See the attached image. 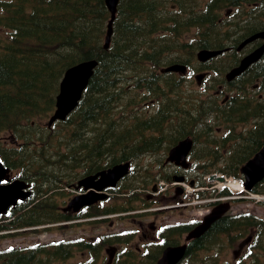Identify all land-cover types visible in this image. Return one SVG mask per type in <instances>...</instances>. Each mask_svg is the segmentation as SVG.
Returning a JSON list of instances; mask_svg holds the SVG:
<instances>
[{
    "label": "trees",
    "instance_id": "1",
    "mask_svg": "<svg viewBox=\"0 0 264 264\" xmlns=\"http://www.w3.org/2000/svg\"><path fill=\"white\" fill-rule=\"evenodd\" d=\"M231 8L237 13L233 22L225 17ZM263 14L264 0H121L111 46L105 49L110 19L105 0H0V34H4L0 36V156L7 166L21 169L39 198L22 203L0 229L53 221L49 218L56 205L53 195L40 197L84 167L83 159L89 170L99 169L90 163L109 156L115 146L125 147L126 135L108 138L100 133L128 132L126 112L140 99L131 97L132 92L144 91L150 99L164 102L158 116L166 113L165 108H170L168 115L178 111L175 108L183 100V107L198 106L194 115L204 117L201 98L185 102L174 74L159 71L174 62L188 64L202 48L236 46L241 37L264 29ZM239 31L246 34L237 37ZM231 57L232 67L239 59L236 52ZM88 59H97L99 65L80 106L59 123L55 134L54 128L42 123L55 109L63 74L69 66ZM214 99L215 110L221 109ZM237 104L236 94L220 111L224 114L220 120L229 125L240 121ZM180 113L193 116L187 109ZM187 126L178 132H188ZM2 137L11 138L12 144L6 146ZM55 153L58 158L52 161ZM231 159L240 164L243 153L235 152ZM226 173L238 175L237 170ZM257 191L263 193L264 187ZM247 224V220H236L218 233ZM67 251L63 247L54 254L65 258ZM43 252L0 254V264H33Z\"/></svg>",
    "mask_w": 264,
    "mask_h": 264
},
{
    "label": "flooded vegetation",
    "instance_id": "2",
    "mask_svg": "<svg viewBox=\"0 0 264 264\" xmlns=\"http://www.w3.org/2000/svg\"><path fill=\"white\" fill-rule=\"evenodd\" d=\"M262 43V40H257L246 45L240 52L241 59L260 47ZM239 80L242 144L246 149V146L254 141V151L256 148L264 147V132L259 131L261 123L264 122V57L251 65ZM218 82L220 88H227L221 81ZM219 87L216 89L217 91H219ZM150 119L153 117H132L129 125L130 130L127 133L116 135L128 137L125 142L127 147L125 149H109L111 154L105 159L106 162L110 161L108 164L127 162L130 165V172L121 180V185L117 188H110L109 192L111 195L128 192L129 219L132 223L130 236L138 237L145 248L142 249L138 246L134 250L130 246L131 242L125 245L119 244L120 248L118 249L116 247L105 249L107 260L112 259V264H156V254H154L156 249H150L148 244H163L165 247L187 244L186 258L183 261L185 263L189 259L190 251L193 252L202 247L200 250L213 252L217 249L215 245L219 246L220 240L229 236L226 233L218 232L229 225L227 221L228 217L233 215L232 213L224 214L217 219L212 227L199 238L186 242L188 234L202 224L206 215L221 204L219 201L217 203L214 201L215 187L212 185L213 180L209 176L210 173L216 168L226 170L230 166L225 159L222 160V164L216 166L214 155L216 133L208 123L209 117L206 120L199 119L198 122L194 116L163 117L164 121L159 124L158 128L156 127L157 129L140 131L146 127L139 126L138 123ZM155 119H159V117L155 116ZM182 121H186L185 123L193 121L195 125L187 126ZM186 126V129H189L188 132L177 131V129ZM183 139L192 140V149L184 160H171L170 150ZM114 153H122L125 158H115ZM223 153L228 155L226 151ZM219 165L223 167H219ZM175 183L178 185L175 186ZM189 186L193 188L191 195L186 190V187ZM190 198H197L198 201L192 202ZM199 202L208 207L205 214L197 213ZM151 207H155L157 210H153ZM89 212L97 213L98 211L97 208H92L89 209ZM188 212L192 215L185 220V214ZM257 230L256 225L250 226L248 230L245 229L239 235L241 238L238 248L232 250L234 263L242 262L247 254L253 252L251 248L254 247V244L252 242L258 238ZM213 238L216 239V244L204 243L207 240L213 241ZM246 238L249 241L244 244ZM224 243L220 245L221 248ZM230 249L225 254L230 253L228 252ZM222 252L221 249L217 259L212 261L215 264H230L231 260H223ZM196 254H198V250ZM198 262V259H193V264Z\"/></svg>",
    "mask_w": 264,
    "mask_h": 264
},
{
    "label": "water",
    "instance_id": "3",
    "mask_svg": "<svg viewBox=\"0 0 264 264\" xmlns=\"http://www.w3.org/2000/svg\"><path fill=\"white\" fill-rule=\"evenodd\" d=\"M120 0H106V4L111 13V20L108 25V34L106 37L105 48H109L113 33V22L116 19L118 11V5ZM264 40V31L258 32L253 36L246 39L240 46L241 50L245 45L257 40ZM227 49L211 50L202 49L198 52L197 57L201 62H207L210 59L221 55ZM264 55V44L256 49L254 52L246 56L240 64L233 68L228 74L227 79L232 81L238 76L242 75L253 63L259 61ZM98 65L97 60H87L80 62L72 67L68 68L64 74V77L60 84V91L56 100V109L53 115L50 117L48 125H53L58 120H66L68 116L75 111L78 107L84 91L89 86L91 78L94 75L95 69ZM166 72H181L186 71V66L183 64L172 65L165 69ZM203 76H198V80L201 81ZM192 148V140L185 139L174 147L170 152L171 160H184L188 152ZM129 170L128 164H120L109 169L108 171H102L99 174L88 176L82 179L78 186H84L85 189L94 188L98 191L112 186L115 187L118 181L124 177ZM241 172L246 177L245 188L251 191L254 186L264 179V149L259 151L252 159H250L242 168ZM99 176H101L100 179ZM214 179L224 181V177L213 176ZM10 181V169L6 168L0 161V214H6L11 206H16L18 200H25L31 195V192L24 191L29 185L22 180H14L7 184H3V181ZM106 198L105 195L98 194L96 191H92L89 194L75 197L69 208H74L75 211L80 210L82 207L93 204L99 199ZM229 209V204L216 208L213 213L208 216L204 223L194 229L187 237V240L200 237L204 234L211 225L219 219ZM186 245L178 247H169L165 249L162 257L159 259L158 264H178L185 255Z\"/></svg>",
    "mask_w": 264,
    "mask_h": 264
},
{
    "label": "rangeland",
    "instance_id": "4",
    "mask_svg": "<svg viewBox=\"0 0 264 264\" xmlns=\"http://www.w3.org/2000/svg\"><path fill=\"white\" fill-rule=\"evenodd\" d=\"M237 16L236 11L234 10V12L232 14H229V16H226V18H229L231 22L234 21L235 17ZM244 34V32L239 31L237 37H241ZM0 36L4 37V34L1 33ZM230 63V58L224 57L223 59H220L219 61H216L212 64V67H218L220 68V71H218L217 73L213 74V75H208V78H205L204 81L202 82L201 85H199L197 83L196 80V74L197 73H203L205 72L206 68H204L203 66L206 65H202L198 62L197 58H196V54H193V58L191 60L188 61V64L190 66V73H188L186 76H183V81L181 82L182 85L184 86V92L182 94V98H188L190 100H194L197 97L198 98H203L206 101H210L209 103H207L208 105H212L213 104V98L215 97H219L217 98L218 103L222 102V100L225 98V96L229 95L232 96V94H236L235 91H232L231 89H227V88H220L218 81L224 80V76L225 73L227 72V70L229 69V67H226L228 64ZM219 87V91H217L216 89ZM237 88V87H236ZM225 89V90H224ZM230 90V91H229ZM131 96V95H130ZM181 98V99H182ZM148 101H145L143 103H141V109L144 110L145 112H147V115H153L155 113V107L152 106L151 103L147 104ZM127 116H129L128 112H126ZM120 117V116H118ZM215 115L211 116L209 118V122L211 123L214 132H217L218 129L220 128L219 132L215 135V139H221L224 137L228 136V132L227 129H225V127L222 128V125H218L215 120ZM48 118H46L43 121V125L45 126L47 124ZM127 122V126H128V117L125 120ZM60 124H57L54 129H53V133L58 134L59 130H60ZM235 130L237 132L241 133V127L238 126L237 128H235ZM119 133V132H116ZM85 136H90V133H86ZM12 144L11 141H7L5 142V145L8 146ZM9 147V146H8ZM221 151H223L221 149ZM222 157V154H221ZM20 172L21 170L19 169H14V171L12 172V175L14 177L20 176ZM230 179H232L233 181L238 179H235L233 177H228ZM221 184H216L214 183V187H215V195H214V199L217 200L219 199V192L221 190ZM43 189H45V187L43 186ZM241 189V188H240ZM188 191H189V195H191L192 193V189L190 187H188ZM67 189L64 192V198H67ZM229 192L230 195L237 197V199L234 201L233 203V207H232V212H234V214H241V213H249L251 215H255L257 217H260L264 220V200H261V202L259 203H255L253 200H243L242 199V195H239V190L234 189V188H229ZM36 198V197H35ZM57 198H62L61 196H57ZM116 199H118L116 197ZM64 201V199H60L59 203L62 204ZM190 201H198L197 198L194 200L193 198H190ZM198 209L196 210L197 213L200 215L202 212H205L207 210L208 207H206L204 204H202L201 202H199V204L197 205ZM192 214H190V212L185 214V220L187 219V217L191 216ZM3 221V220H2ZM118 221V220H117ZM122 221L125 223L124 226L121 225V222L116 223L115 229L112 232H115V230H131L130 227L131 226V221L128 219H122ZM86 226L83 229V231L85 233H87L86 235H90V234H96V235H104V234H108L111 232L110 228L112 223L111 222H93V223H87L85 224ZM121 231V232H122ZM33 232H38V231H32V230H28L25 232H19V234L15 233V234H10V235H0V252L5 251V249H9V248H23V247H30L32 245L35 244H48L52 241H59L62 240L63 237H69V236H74L75 232L73 229H61V230H53L51 232L48 231H42V232H38V233H33ZM17 234V235H16ZM249 235V234H246ZM87 237V236H86ZM241 237L237 234V233H232L229 236H226L224 238V240H220L219 244L222 245L223 242H225L222 246V248L220 247V245H215L217 247V249H215L213 252L211 251H206L201 253L198 256V263L196 264H209L212 262V264H215L212 260L217 259V257L220 254V250L222 249V253L221 255H224L223 260H231L230 264H264V234L263 235H259L258 234V238H257V245L254 246L253 248H251L254 253L252 255H250L249 257H247L246 259L244 258V260L240 263H234V256L232 254V250L233 249H237L238 248V244H239V239ZM244 238V237H243ZM134 250L137 249L138 246H140L142 249L144 247V244L137 238H135V240L131 243L130 245ZM151 248V247H150ZM231 248V249H230ZM220 249V250H218ZM230 249L227 253L225 254V252ZM105 251V250H104ZM103 257L104 260L101 261L102 264H105L107 261V256L106 253H103ZM211 260V262H210ZM41 261V260H40ZM87 261V256L85 255H77L74 259L68 260L66 263H62V262H54L53 260L49 261V260H44L43 262H41L40 264H86L85 262ZM142 264V263H139ZM184 264H187V262H185Z\"/></svg>",
    "mask_w": 264,
    "mask_h": 264
},
{
    "label": "bare ground",
    "instance_id": "5",
    "mask_svg": "<svg viewBox=\"0 0 264 264\" xmlns=\"http://www.w3.org/2000/svg\"><path fill=\"white\" fill-rule=\"evenodd\" d=\"M240 81V80H239ZM237 106H239L238 104H237ZM233 111V110H232ZM231 111V112H232ZM46 129V128H45ZM225 185L226 186H228L229 188H234V189H240V188H242V186H241V184L238 182V181H233V180H227L226 182H225Z\"/></svg>",
    "mask_w": 264,
    "mask_h": 264
}]
</instances>
